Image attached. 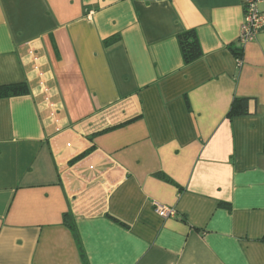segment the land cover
Returning a JSON list of instances; mask_svg holds the SVG:
<instances>
[{"label": "crops", "instance_id": "1", "mask_svg": "<svg viewBox=\"0 0 264 264\" xmlns=\"http://www.w3.org/2000/svg\"><path fill=\"white\" fill-rule=\"evenodd\" d=\"M245 1L0 0V87L29 88L0 99V264H264V26L231 51ZM234 98L248 114L228 119Z\"/></svg>", "mask_w": 264, "mask_h": 264}, {"label": "trees", "instance_id": "2", "mask_svg": "<svg viewBox=\"0 0 264 264\" xmlns=\"http://www.w3.org/2000/svg\"><path fill=\"white\" fill-rule=\"evenodd\" d=\"M178 46L180 49L182 62L184 66H189L202 57V50L197 38L195 31H184L177 37ZM108 43H106L107 45ZM232 53L240 59L241 50L240 48L232 49ZM29 88L26 84H17L10 86L0 87V99H8L14 97L28 96ZM248 114V99L246 98H234L231 102L229 111L227 113L228 119L233 117L245 116ZM224 208H228L227 205H222ZM72 228L74 237H77L76 231L72 224H68ZM264 243V235L261 239Z\"/></svg>", "mask_w": 264, "mask_h": 264}, {"label": "built area", "instance_id": "3", "mask_svg": "<svg viewBox=\"0 0 264 264\" xmlns=\"http://www.w3.org/2000/svg\"><path fill=\"white\" fill-rule=\"evenodd\" d=\"M264 0H246L243 5L244 18L240 27V33L236 42L237 47L253 41L264 26V17L258 10V5ZM154 213L160 218H170L174 212L164 206L154 205Z\"/></svg>", "mask_w": 264, "mask_h": 264}, {"label": "clouds", "instance_id": "4", "mask_svg": "<svg viewBox=\"0 0 264 264\" xmlns=\"http://www.w3.org/2000/svg\"><path fill=\"white\" fill-rule=\"evenodd\" d=\"M29 79H31V76L29 77ZM43 89H41V91H42ZM33 93L34 94H37V92H36V90H33Z\"/></svg>", "mask_w": 264, "mask_h": 264}]
</instances>
